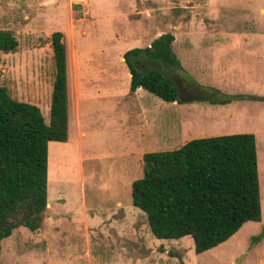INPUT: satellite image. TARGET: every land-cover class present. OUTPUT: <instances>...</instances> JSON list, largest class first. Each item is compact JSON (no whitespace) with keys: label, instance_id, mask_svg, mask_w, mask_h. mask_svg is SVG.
Listing matches in <instances>:
<instances>
[{"label":"rangeland","instance_id":"374dc122","mask_svg":"<svg viewBox=\"0 0 264 264\" xmlns=\"http://www.w3.org/2000/svg\"><path fill=\"white\" fill-rule=\"evenodd\" d=\"M0 29L19 40L16 51H0V86L39 105L49 121L51 36L61 30L71 88L70 139L49 146L46 218L2 241L1 264H264V0H0ZM168 31L182 66L164 69L182 102L131 92L125 53ZM244 132L257 138L262 220L202 253L190 236L157 238L132 200L144 154Z\"/></svg>","mask_w":264,"mask_h":264},{"label":"trees","instance_id":"16d2710c","mask_svg":"<svg viewBox=\"0 0 264 264\" xmlns=\"http://www.w3.org/2000/svg\"><path fill=\"white\" fill-rule=\"evenodd\" d=\"M175 40V33L168 31L125 53L132 74L131 92L142 87L168 102H182L179 86L164 69H181ZM51 44L56 71L49 121L39 105L15 98L7 86H0V245L17 229L42 227L49 206L50 142L69 139L65 33L54 31ZM18 46L12 30L0 29V51L14 52ZM142 58L158 66L139 68ZM230 99L213 97L210 101L227 103ZM143 161V176L132 182V200L146 213L157 238L190 236L195 251L202 253L227 241L246 222L262 220L254 133L194 138L176 149L147 152Z\"/></svg>","mask_w":264,"mask_h":264},{"label":"crops","instance_id":"0c3cea01","mask_svg":"<svg viewBox=\"0 0 264 264\" xmlns=\"http://www.w3.org/2000/svg\"><path fill=\"white\" fill-rule=\"evenodd\" d=\"M86 80L87 78L81 77V79L78 81V86H77V93H76V100L78 103V130L81 132V134L84 131L85 126H83V121L81 117V110H80V105L82 104L83 99L85 100L86 96H82V91L83 93H86L88 89H86ZM142 87H140L138 90H140ZM137 90V91H138ZM136 91V92H137ZM71 104V88H70V82H69V106ZM69 139H70V133H71V106H70V112H69ZM68 139V140H69ZM117 205L120 206L122 205V202L120 200L117 201ZM84 207L89 208L87 204L84 205ZM116 215V214H115Z\"/></svg>","mask_w":264,"mask_h":264}]
</instances>
